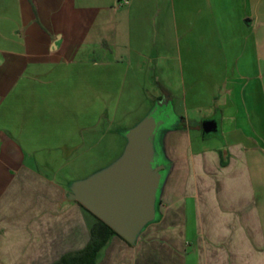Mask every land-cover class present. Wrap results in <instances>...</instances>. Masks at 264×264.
Instances as JSON below:
<instances>
[{
    "label": "crops",
    "instance_id": "obj_1",
    "mask_svg": "<svg viewBox=\"0 0 264 264\" xmlns=\"http://www.w3.org/2000/svg\"><path fill=\"white\" fill-rule=\"evenodd\" d=\"M156 109L155 219L97 264H264V0H0V264L83 251L72 186Z\"/></svg>",
    "mask_w": 264,
    "mask_h": 264
},
{
    "label": "water",
    "instance_id": "obj_2",
    "mask_svg": "<svg viewBox=\"0 0 264 264\" xmlns=\"http://www.w3.org/2000/svg\"><path fill=\"white\" fill-rule=\"evenodd\" d=\"M154 110L127 133L123 156L110 168L72 186L77 200L129 243L156 216V197L162 175L153 166L154 136L161 122ZM206 134L216 133L214 121L203 124Z\"/></svg>",
    "mask_w": 264,
    "mask_h": 264
},
{
    "label": "trees",
    "instance_id": "obj_3",
    "mask_svg": "<svg viewBox=\"0 0 264 264\" xmlns=\"http://www.w3.org/2000/svg\"><path fill=\"white\" fill-rule=\"evenodd\" d=\"M158 105L161 107L162 103L159 102ZM96 219L97 222L92 228V237L88 246L77 254L64 257L59 264H97L100 252L118 234L105 222L99 218Z\"/></svg>",
    "mask_w": 264,
    "mask_h": 264
},
{
    "label": "rangeland",
    "instance_id": "obj_4",
    "mask_svg": "<svg viewBox=\"0 0 264 264\" xmlns=\"http://www.w3.org/2000/svg\"><path fill=\"white\" fill-rule=\"evenodd\" d=\"M79 113H80V116L82 114H84L83 118L80 117V122H79L80 127H86L88 125V117L85 116V113H82V112H79ZM116 114H117V112L114 111L112 108L110 111V117L114 119V117H116ZM113 119H111L112 122H113ZM66 145L67 144L64 143V147ZM80 145H82V144H80ZM119 155H120V153H119L118 143L111 141L110 142V154L108 157H101V156L99 157L96 155L94 158L80 160L78 176L80 178L88 176L89 174L93 173L94 171L100 169L101 167H105V166L109 165L110 163H112L115 159H117L119 157ZM143 241H145V240H143ZM187 254H188V258H187L186 264H199L198 256L194 255L193 248L188 249Z\"/></svg>",
    "mask_w": 264,
    "mask_h": 264
},
{
    "label": "flooded vegetation",
    "instance_id": "obj_5",
    "mask_svg": "<svg viewBox=\"0 0 264 264\" xmlns=\"http://www.w3.org/2000/svg\"><path fill=\"white\" fill-rule=\"evenodd\" d=\"M157 113H158V112H156V117H158V116H159Z\"/></svg>",
    "mask_w": 264,
    "mask_h": 264
}]
</instances>
